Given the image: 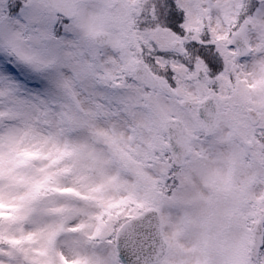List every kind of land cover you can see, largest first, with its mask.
<instances>
[{
    "label": "snow or ice",
    "instance_id": "obj_1",
    "mask_svg": "<svg viewBox=\"0 0 264 264\" xmlns=\"http://www.w3.org/2000/svg\"><path fill=\"white\" fill-rule=\"evenodd\" d=\"M0 264H264V0H0Z\"/></svg>",
    "mask_w": 264,
    "mask_h": 264
}]
</instances>
